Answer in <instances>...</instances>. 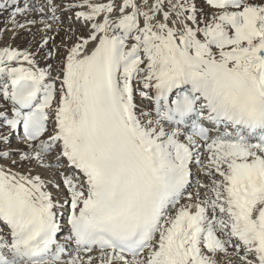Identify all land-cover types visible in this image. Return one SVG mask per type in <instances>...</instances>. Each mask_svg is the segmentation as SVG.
I'll use <instances>...</instances> for the list:
<instances>
[{"label": "snow or ice", "instance_id": "snow-or-ice-1", "mask_svg": "<svg viewBox=\"0 0 264 264\" xmlns=\"http://www.w3.org/2000/svg\"><path fill=\"white\" fill-rule=\"evenodd\" d=\"M0 264H264V0L0 4Z\"/></svg>", "mask_w": 264, "mask_h": 264}, {"label": "bare ground", "instance_id": "bare-ground-1", "mask_svg": "<svg viewBox=\"0 0 264 264\" xmlns=\"http://www.w3.org/2000/svg\"><path fill=\"white\" fill-rule=\"evenodd\" d=\"M5 2H6V0H0V4H3ZM21 45L23 46V44H21Z\"/></svg>", "mask_w": 264, "mask_h": 264}, {"label": "rangeland", "instance_id": "rangeland-1", "mask_svg": "<svg viewBox=\"0 0 264 264\" xmlns=\"http://www.w3.org/2000/svg\"><path fill=\"white\" fill-rule=\"evenodd\" d=\"M16 43L17 44H22V41L21 40H17Z\"/></svg>", "mask_w": 264, "mask_h": 264}]
</instances>
